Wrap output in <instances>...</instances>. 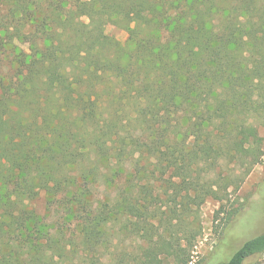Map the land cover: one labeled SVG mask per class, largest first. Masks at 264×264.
Here are the masks:
<instances>
[{
	"label": "trees",
	"instance_id": "trees-1",
	"mask_svg": "<svg viewBox=\"0 0 264 264\" xmlns=\"http://www.w3.org/2000/svg\"><path fill=\"white\" fill-rule=\"evenodd\" d=\"M263 95L262 0H0V264H62L68 215L94 249L120 217L150 232L166 197L217 198ZM258 253L264 232L214 264Z\"/></svg>",
	"mask_w": 264,
	"mask_h": 264
},
{
	"label": "rangeland",
	"instance_id": "rangeland-1",
	"mask_svg": "<svg viewBox=\"0 0 264 264\" xmlns=\"http://www.w3.org/2000/svg\"><path fill=\"white\" fill-rule=\"evenodd\" d=\"M106 32L122 42L128 37L125 29L113 24H107ZM250 108L252 112L242 115L240 121L254 125L260 139L230 142L231 155L211 174L218 181L217 198L190 203V209L181 215L184 207L180 199L169 201L166 188L154 187L166 199L148 206L154 225L142 228L150 227V232L135 231L143 222L120 217L107 224L104 240L94 249L83 247L78 221L68 215L70 225L63 238L66 257H62V264H118L121 260L143 264L149 249L158 250L162 264H185L186 259V264H214L229 260L245 241L264 232V95L257 106ZM36 206L43 214L46 199L41 198ZM54 256H58L57 252ZM243 264H264V253L249 256Z\"/></svg>",
	"mask_w": 264,
	"mask_h": 264
}]
</instances>
